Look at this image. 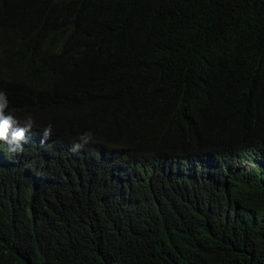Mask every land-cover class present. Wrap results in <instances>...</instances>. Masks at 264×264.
Returning <instances> with one entry per match:
<instances>
[{
	"label": "trees",
	"instance_id": "trees-1",
	"mask_svg": "<svg viewBox=\"0 0 264 264\" xmlns=\"http://www.w3.org/2000/svg\"><path fill=\"white\" fill-rule=\"evenodd\" d=\"M0 92V264H264V0L0 2Z\"/></svg>",
	"mask_w": 264,
	"mask_h": 264
},
{
	"label": "clouds",
	"instance_id": "clouds-1",
	"mask_svg": "<svg viewBox=\"0 0 264 264\" xmlns=\"http://www.w3.org/2000/svg\"><path fill=\"white\" fill-rule=\"evenodd\" d=\"M7 0H0L5 2ZM7 106V100L5 94L0 92V151H3V146L8 145V151L10 153L21 152L29 145V143L23 140L29 137V134H25L26 130H30L33 126V120L31 117L27 118L24 122V126L20 127L18 121L12 114H6L5 108ZM52 126L49 124L43 130V139H47L51 134ZM91 139V133L81 134L79 137L80 143H74L72 145V151H78L82 148L83 144H86ZM23 146V147H22ZM4 153V152H3ZM245 161V160H244ZM7 164V159L2 163V167Z\"/></svg>",
	"mask_w": 264,
	"mask_h": 264
}]
</instances>
